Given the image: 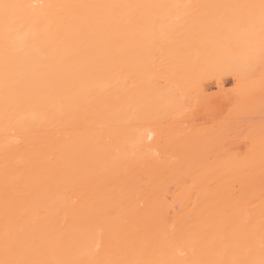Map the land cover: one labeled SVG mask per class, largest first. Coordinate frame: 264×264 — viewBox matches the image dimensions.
I'll return each instance as SVG.
<instances>
[{"label": "bare ground", "instance_id": "bare-ground-1", "mask_svg": "<svg viewBox=\"0 0 264 264\" xmlns=\"http://www.w3.org/2000/svg\"><path fill=\"white\" fill-rule=\"evenodd\" d=\"M220 3L0 0V264H264V170L183 119L235 69Z\"/></svg>", "mask_w": 264, "mask_h": 264}, {"label": "rangeland", "instance_id": "rangeland-1", "mask_svg": "<svg viewBox=\"0 0 264 264\" xmlns=\"http://www.w3.org/2000/svg\"><path fill=\"white\" fill-rule=\"evenodd\" d=\"M205 1L207 2L208 0H205ZM224 1L225 0H221V3H220L221 6L219 5L222 8V10L220 7H218L221 10L220 11L221 14L223 13L222 11L224 8L225 15L229 16L233 13L231 16L235 17V18H233L235 20V24H234L235 25V29H234L235 40H232L233 36H231L232 35L231 34L230 35L231 40L228 41V42H231L230 45L232 43H233V45H235V69L228 68L227 66H225L222 68V71H221V68L217 69V70L212 69L211 72H208V70H207V73H205V71H203V73L201 72L203 75L199 74L200 72L198 73L199 75H197V76L192 75V77L193 76H195V77H193L194 79L191 77L192 78L191 80H193L195 83L197 82L195 85V86H197V89H195V91H198L200 89V87L203 88V89H201V91L204 90L202 92L204 94V96H203V94L200 95L201 92H199V93L195 92L198 95L197 99H196L197 95L193 96L194 95L193 94L192 97H188L187 95H185L187 98L184 97V100H186V102H185L186 104L184 103L186 106H184V107L186 108L188 106L186 109L190 110L191 113L188 111L189 117H185V116H183L187 111V110H185L184 114H183V112L182 113L180 112V116H181V118L183 116L184 117L183 119L187 118V119H185L187 121L191 117L190 116V114H191L192 118H190L189 121L192 119L191 122L194 121L193 124H195V126L200 125V124H202V125L205 124L206 128L210 127V126H207L209 123H212L210 125H213L215 128V127H217V125L220 124L219 122L222 121L221 123H222V125H224V127L221 128V125H219L222 130L221 129L219 130L218 129L219 127H218L216 130H219V131H216V133H214L215 137H213L214 136L213 134L210 137V134L215 132L213 127H210V128H212L214 131L211 132V130H209L211 132V133H209V136L204 135L205 137H203V140H205V141L206 140L209 141L211 138V141H209L207 143V145L210 143L209 144L210 148L207 146L208 151H210V149L213 148V151H214L213 153H215V154H218V153L221 154L222 153L223 155L232 156L235 160H238L236 162L237 163L236 166L239 165L240 169H241V167H243V169H241V170H245L248 168L249 170L254 169V170H258L261 172V170H264V139H263L264 138V0H233L235 3H233V1L231 2L230 0H226V1H230V3H231V4L229 3L230 5H228V3L226 1H225L226 3H224ZM204 3L205 2H203V4ZM203 4L201 3L200 5L201 6L206 5V3H205V5H203ZM234 4H235V6H234ZM198 5H199V3L197 5H194L195 8H197V10H198V8L201 9L198 11H202L203 9H205L204 7H202L203 8L202 9L200 5H199L200 7H198ZM194 6L192 4L191 8L193 7V9H194ZM181 7H183V5ZM181 7L179 5L176 8H181ZM184 9H186V7ZM189 9H190V7H189ZM188 11L194 12L196 10L192 11V9H191ZM191 12H190V14H191ZM195 13H197V12H195ZM218 14H219V11H218ZM225 15H222V17L221 16L220 17L222 19H225L226 17L225 18L223 17ZM229 18H230V16H229ZM231 20L232 19H230L229 21H231ZM233 22H231V23H233ZM228 25H230V24H228ZM226 27H227V25H226ZM223 28L225 30V27H223ZM214 31H215V33H217L216 30H214ZM214 31H212V32L214 33ZM218 31L222 35L225 32L227 33V30L222 31V32L220 30H218ZM228 33H229V31H228ZM227 38H229L228 35H227ZM234 42H235V44H234ZM230 66H231V64H230ZM226 67H227V69H226ZM224 69H226V73H225ZM213 70L214 71L216 70V72H214ZM218 70L220 71V73ZM208 73H209V75H208ZM223 73H225L226 75ZM204 74H206V75H204ZM204 77H205V80H204ZM197 78L198 79L201 78L200 81ZM206 78H208V79H206ZM195 80H198V81H195ZM189 82H190V79H189ZM192 82L190 83L191 88L194 87V85H193L194 82L193 83ZM191 84L193 85V87ZM198 86H200V87L198 88ZM216 91H218V92H216ZM192 93H194V92L191 89L190 94H192ZM212 93H214V94H212ZM199 95L203 99L201 97H199ZM200 99L202 100L201 102H200ZM188 101L189 102L191 101V103H189ZM182 102H184L183 99H182ZM198 109H200V110H198ZM221 109H223V112ZM226 109H228L230 111V115L228 118H230L232 116V118L234 119L233 121L231 118L230 122H229V120H228V122H226L227 117L225 118L226 115H223L224 111ZM213 110H214V113H212ZM194 112H196V114ZM215 112L220 114V116H218L219 114H217L219 119L215 118V117H217L216 115L215 116L213 115V114H215ZM174 114H173V116H175ZM208 115H210V116H208ZM222 115H223V117H222ZM162 116H165V115H162ZM180 116L177 115V117L176 116L170 117L168 119H167V117L166 118L164 117V118L166 119V122H168L169 119L174 118L173 120L175 121V123L173 121L172 122L176 125V127L178 125V128H180V129L181 128H187L189 121L185 123L184 121H182L183 119L181 120ZM160 118H162V117H160ZM177 119H179V120L177 121ZM157 121H159V120H157ZM161 121H162L163 125H165L166 122L164 120H161ZM196 121H198V122L196 123ZM217 121H219V122H217ZM158 123L155 124V126L157 125V127H158V125H160L161 122L159 124ZM173 123H170V124L172 125ZM190 123H189V126H190ZM231 124H232V126L230 128L231 130L227 129V127H230ZM168 126L170 127V125H168ZM191 126H192V123H191ZM195 126H193V127H195ZM193 127H191V128L188 127V130L190 129V134H188L189 138H191L192 135H194L192 130H191V129H193ZM201 127H200V129H201ZM206 128H203V130ZM223 128H225V130ZM158 129L161 130V128H158ZM166 129H168V128H166ZM196 129H197V127H196ZM164 131H165V129H164ZM206 131H208V130L206 129ZM156 132H158V130H156ZM165 132H167V131H165ZM172 132H173V130H171L170 133H172ZM159 133H162V135L164 134L163 132H159ZM205 133H207V132H205ZM172 134L174 136V133H172ZM203 134H204V132H203ZM217 134H219V135H217ZM156 135H157V133H156ZM162 135H161V137H162ZM166 135L167 134H165V136ZM216 135L218 137V140L216 139ZM206 137H207V139H206ZM212 137L215 139L213 140ZM219 141H221V142L218 143ZM212 143L213 144L217 143L218 145L217 144L213 145ZM158 145H160V141H159ZM211 145H212V147H211ZM220 145H221V147H219ZM214 146H216V148ZM215 149H217V150L215 151ZM230 150L231 151L233 150V151L231 152ZM210 152H212V151H210ZM233 152H235V153H233ZM234 154H235V156H234ZM161 160L163 162V159H161ZM239 166H237L238 169H239ZM253 172H256V171H253ZM259 174L260 173H258L257 175L259 176ZM168 184H170V186L172 185L171 183H168ZM173 187L174 186H172V188H171L172 190L170 188L169 189L171 191H173L174 190ZM171 201H172V199L169 201V203ZM174 206H176L178 208L176 203ZM175 210H177V209H175Z\"/></svg>", "mask_w": 264, "mask_h": 264}]
</instances>
